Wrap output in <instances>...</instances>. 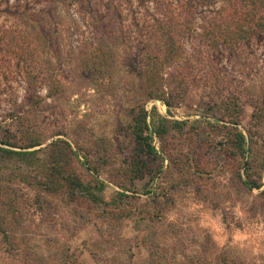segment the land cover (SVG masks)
<instances>
[{
    "label": "rangeland",
    "instance_id": "rangeland-1",
    "mask_svg": "<svg viewBox=\"0 0 264 264\" xmlns=\"http://www.w3.org/2000/svg\"><path fill=\"white\" fill-rule=\"evenodd\" d=\"M111 2L116 8L108 11V0L58 9L47 0H0V140L18 147L40 141L42 148L60 139L79 152L81 162L86 154L92 166L106 149L104 196L123 191L128 198L119 207L131 215L104 220L99 209L69 202L64 191L46 193L20 181L37 173L31 166L0 162V264H148L150 252L153 264H264V124L253 119L252 107L264 99V41L248 48L246 61L223 51L211 64L222 91L235 94L242 106L238 128L251 147L245 157L250 178L215 143L221 134L208 127L215 121L198 106L210 92L196 78L183 102L169 110L161 101H144L146 110L155 106L187 127L171 131L161 144L154 138L160 159L150 164L152 173L119 185L113 176L136 158L126 111L144 100L131 62H142L138 42H146L142 26L152 22L155 8L153 0ZM30 15L36 25L52 22L55 30L46 47L36 44L39 62H31L30 48L22 44ZM104 33L113 53L108 75L93 69ZM184 48L189 57L187 41ZM31 64L35 77L44 78L33 90L25 78ZM49 70L61 85L55 94L45 83ZM81 164L74 162L73 171L85 179ZM246 180L262 187L249 191L240 183Z\"/></svg>",
    "mask_w": 264,
    "mask_h": 264
},
{
    "label": "trees",
    "instance_id": "trees-1",
    "mask_svg": "<svg viewBox=\"0 0 264 264\" xmlns=\"http://www.w3.org/2000/svg\"><path fill=\"white\" fill-rule=\"evenodd\" d=\"M47 1L58 9L60 5L79 6L93 0ZM31 2L28 1L30 7L33 4ZM153 4L155 12L152 22L142 26L147 33V40L142 44L138 42V46L142 48V62L139 63V59L131 62L139 81L138 90H141L144 98L143 103L129 106L126 111L130 118L126 130L136 149V158L128 163L124 174L118 172L113 176L114 181H118L119 185L124 181L133 183L142 180L145 174L152 173L150 164L160 159L153 145L154 138L161 144L171 131L182 132L187 127L186 122L160 115L155 106L150 111L146 110L144 101H161L169 110L183 102L189 86L194 84L196 78L204 81L202 87L210 92L209 100L200 101L198 106L203 107L215 121L208 122V127L217 135L221 134L220 137H216L215 143L228 152L229 156L238 159L240 167L247 178H250L248 173L252 167L249 158L245 161V157L249 155L251 147L238 128L244 113L242 106L235 94L228 90L222 91L223 80L219 77L216 66L211 64L214 55L223 51L240 62L246 61L248 48L253 43L264 41V0H153ZM106 6L108 11L110 8L115 9L116 2L108 0ZM114 14L118 13L114 11ZM31 16H29V21H32L31 30L22 32L26 33V41L22 44L26 45L24 48H30L28 55L31 62H39L36 44L46 47L55 30H52L54 27L52 22L45 28L42 24L36 25ZM136 28L137 25H134V29ZM104 35L105 33L99 38L100 41L97 40L99 44L96 45V54L93 57V69L108 75L109 67L113 68V53L102 40L106 38ZM12 37L11 33L10 38ZM105 41L108 42V39ZM184 41L188 42L191 50L189 57L184 48ZM202 70L203 75L198 77ZM27 71L25 78L29 81L28 89L33 90L37 84L35 82H43L44 78L42 75L35 77L36 69L32 64ZM46 79L45 83L48 82L50 85L49 90L52 94L58 92L61 85L58 84L59 80L54 70L48 71ZM225 91L228 94H223ZM252 107L253 119L257 124H264V99H261L260 103L252 102ZM221 122L229 125H220ZM42 144L35 141L18 147L0 140V162L31 166L40 175L36 173L34 176H20V181L46 193L64 191L69 202L76 203L80 200L87 202L100 210V216L104 220L120 222L131 217L119 207L128 198L123 191L115 192L113 198L108 200L104 196L107 186L100 173L108 157L106 149H103L98 157L97 165L92 166L86 154L80 155L83 158L81 162L79 152L77 153L67 141L57 139L41 148ZM40 154L45 155V158L41 159ZM74 162L82 163L87 178L83 179L73 171ZM240 183L249 191L262 187L260 181L246 180ZM147 193L152 192L149 190ZM261 194H264V189ZM36 201L40 205L38 199ZM151 255L153 252H150L148 264H153Z\"/></svg>",
    "mask_w": 264,
    "mask_h": 264
}]
</instances>
